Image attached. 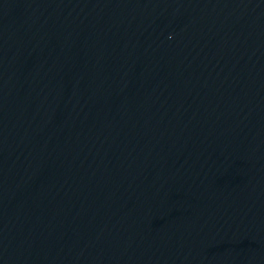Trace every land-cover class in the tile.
Returning a JSON list of instances; mask_svg holds the SVG:
<instances>
[{"label":"water","instance_id":"95a60500","mask_svg":"<svg viewBox=\"0 0 264 264\" xmlns=\"http://www.w3.org/2000/svg\"><path fill=\"white\" fill-rule=\"evenodd\" d=\"M0 264H264V0H0Z\"/></svg>","mask_w":264,"mask_h":264}]
</instances>
